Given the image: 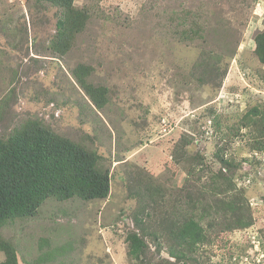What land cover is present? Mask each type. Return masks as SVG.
<instances>
[{
    "label": "rangeland",
    "instance_id": "1",
    "mask_svg": "<svg viewBox=\"0 0 264 264\" xmlns=\"http://www.w3.org/2000/svg\"><path fill=\"white\" fill-rule=\"evenodd\" d=\"M179 3L195 13L202 7L201 18L208 19L202 25L209 36L221 41L227 30L239 37L219 87H200L190 78L197 51L177 42L171 31L170 18ZM75 5L92 8L86 30L67 56L43 58L56 32L58 10L35 0H0V98L13 99L0 134L31 118L61 136L83 141L107 159L110 193L101 201L48 200L34 218L5 225L1 234L16 245L18 264H129L121 239L131 227L136 200L128 197L127 173L159 179L166 201L180 194L182 198L189 186L173 155L178 144L189 138L195 143L185 152L200 157V182L220 168L213 162L214 131L199 115L212 111L226 131L248 108L264 103V66L254 54L253 40L255 31L264 30V0H75ZM35 35L41 42L31 47ZM211 46L221 45L215 41ZM83 60L95 70L92 81L109 91L103 111L90 104L70 76L69 68ZM240 133L244 138L225 153L233 152L237 161L254 156L245 131ZM117 157L121 161L116 162ZM244 164L235 174L236 188L244 192V208L254 226L216 233L214 241L193 256L201 264H236L231 256L237 250H242L237 264H252L258 254L251 245L256 236L264 251V164ZM153 217L160 222L157 209ZM152 249L155 257L158 251ZM166 252L163 245L155 260L167 259ZM44 255L46 260L40 261Z\"/></svg>",
    "mask_w": 264,
    "mask_h": 264
},
{
    "label": "trees",
    "instance_id": "2",
    "mask_svg": "<svg viewBox=\"0 0 264 264\" xmlns=\"http://www.w3.org/2000/svg\"><path fill=\"white\" fill-rule=\"evenodd\" d=\"M35 2L58 10L56 32L48 44L44 43L48 55L43 58L67 56L77 37L86 30L92 19V8L85 5L78 7L75 0ZM179 4L175 17L170 18L173 20L171 31L175 33L173 38L177 42L197 51L196 62L190 68V78L200 87H219L227 75L229 61L236 54L239 37L234 38L227 30L222 34L221 41L209 36L212 33L205 26L208 19H202L200 15L202 7L199 6L198 13H195L187 11L182 3ZM222 25L223 29L227 28L225 24ZM36 35L31 40V47L41 42V37ZM25 38L28 39L26 34ZM253 40L254 54L264 66V30L255 31ZM215 41L223 47L213 48L211 43ZM195 42H200V45ZM69 73L90 104L97 111H103L109 104V91L92 81L95 77L93 66L85 60L79 61L69 68ZM10 100H13L11 95L0 98V123L8 112ZM199 118L210 122L214 131L212 133L217 146L213 162L220 166L207 181L200 182V157L185 152L190 145L195 144L191 138L182 145L178 144L173 153L177 165L183 167L187 177L184 183L189 186L182 198L179 193L175 199L166 201L167 194L159 179L158 182L152 180L144 172L137 176L127 173L128 197L136 200L135 208L129 215L131 227L121 239L129 264H201L200 258L193 256L196 253L199 256L200 248L209 246L216 233L246 231L254 226L252 216L244 208V192L236 188L235 174L241 170L242 163L254 168L264 164V103L248 108L238 122L226 127V131L212 111L199 115ZM241 131H245L246 145L254 156L237 161L233 152L229 156L225 153L237 140L244 138ZM259 155L262 160L258 159ZM119 161L117 157L116 162ZM105 163L107 159L83 141L61 136L49 126L31 118L17 124L8 134H0V253L4 256L0 264H18L16 245L1 234L2 228L8 223L34 218L48 200H106L110 193V176ZM156 209L161 215L160 222L153 217ZM163 245L167 247L168 258H162L158 263L155 259L160 256ZM152 247L158 251L155 257ZM241 252L237 250L238 254L231 256L233 263H239ZM46 257L44 255L38 259L46 260ZM25 264L30 263L25 261Z\"/></svg>",
    "mask_w": 264,
    "mask_h": 264
},
{
    "label": "clouds",
    "instance_id": "3",
    "mask_svg": "<svg viewBox=\"0 0 264 264\" xmlns=\"http://www.w3.org/2000/svg\"><path fill=\"white\" fill-rule=\"evenodd\" d=\"M256 237H252L251 245L255 248V250H257L258 254L256 255V257H252V259H253V262H255L256 260H260V263H258V264H262L264 252L261 250L260 242H259V240L256 239Z\"/></svg>",
    "mask_w": 264,
    "mask_h": 264
},
{
    "label": "built area",
    "instance_id": "4",
    "mask_svg": "<svg viewBox=\"0 0 264 264\" xmlns=\"http://www.w3.org/2000/svg\"><path fill=\"white\" fill-rule=\"evenodd\" d=\"M244 165H246V164H244ZM262 257V256H261ZM246 259L247 258H245V261H246ZM258 263H260V260H256L255 262H253L252 264H258Z\"/></svg>",
    "mask_w": 264,
    "mask_h": 264
}]
</instances>
